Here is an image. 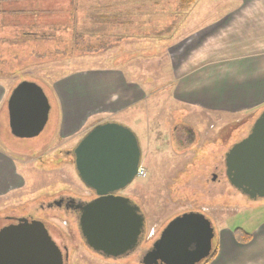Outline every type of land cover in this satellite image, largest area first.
Returning <instances> with one entry per match:
<instances>
[{
  "label": "rangeland",
  "instance_id": "rangeland-1",
  "mask_svg": "<svg viewBox=\"0 0 264 264\" xmlns=\"http://www.w3.org/2000/svg\"><path fill=\"white\" fill-rule=\"evenodd\" d=\"M207 1L213 12L209 8L205 13L184 14L191 17L195 30L214 20L220 25L226 16L233 15L224 14L220 8L253 2L201 0L195 6ZM177 5H182L181 0H23L4 5L8 10L11 6L32 10L27 21L33 23L11 27L13 19L4 20L9 16L0 13V84L9 89L0 106V153L12 160L24 178L20 190L0 195V228L10 222L9 217L32 215L44 222L59 245L65 246V264H144L142 256L175 216L200 212L211 220L216 233L227 224L243 219L247 222L251 215L264 213V198L250 199L234 188L224 165L225 152L248 134L264 104L233 112H212L197 106L162 107L159 112L150 108L149 113L125 111L114 117L137 136L141 165L146 171V177H136L122 192L140 207L145 218V234L127 255L107 258L94 254L83 243L77 220L39 207L59 195H87L73 170L72 156H59L60 150L72 148L79 135L71 141L61 140L55 82L77 70L130 65L152 84V90L159 91L170 80L168 65H175L179 58L173 56L172 63L164 61L168 52L176 51L171 48L176 47L175 38L168 37ZM71 13L76 23L69 19ZM5 21L9 26H3ZM21 81L40 85L50 103L44 129L32 138L13 136L8 125L7 100ZM165 98V94L156 92L147 102L154 106V101ZM72 104L79 108L80 93L75 94ZM215 242L214 237L213 245Z\"/></svg>",
  "mask_w": 264,
  "mask_h": 264
},
{
  "label": "crops",
  "instance_id": "crops-1",
  "mask_svg": "<svg viewBox=\"0 0 264 264\" xmlns=\"http://www.w3.org/2000/svg\"><path fill=\"white\" fill-rule=\"evenodd\" d=\"M184 1L177 5L175 22L169 26L168 39L175 38L176 47L171 48L176 51L168 52L164 61L169 59L172 63L173 56L179 58L175 65H168L170 80L159 91L152 90V84L130 65L77 70L55 82L53 93L60 101L61 140L71 141L79 135L75 138L76 144L85 133L81 129L87 131L98 123L114 121V117L125 111L149 113L150 108L159 112L162 107L197 106L212 112H233L264 104V0L220 8L224 14L233 15L226 16L220 25L214 20L196 30L190 23L191 17L186 18L184 14L205 13L210 8L209 2L195 6L201 0H188L186 4ZM72 13L69 19L76 23ZM7 89L0 84V106ZM77 92L80 93L79 108L72 104ZM156 92L167 98L149 106L147 100ZM23 184L24 178L17 173L12 160L0 153V195L20 190ZM235 228L249 233L250 241L237 240ZM215 238L217 252L208 264H264V213L251 215L247 222L243 219L240 223L225 225L215 233Z\"/></svg>",
  "mask_w": 264,
  "mask_h": 264
},
{
  "label": "water",
  "instance_id": "water-1",
  "mask_svg": "<svg viewBox=\"0 0 264 264\" xmlns=\"http://www.w3.org/2000/svg\"><path fill=\"white\" fill-rule=\"evenodd\" d=\"M49 99L37 83L21 81L7 100L13 136L32 138L44 129ZM80 182L96 198L80 207L77 226L84 244L107 258L133 251L143 238L145 218L131 199L114 194L136 177L141 162L137 136L126 126L106 121L91 127L72 149ZM229 183L250 199L264 198V108L248 134L224 154ZM214 228L200 212L172 218L142 256L144 264H198L210 255ZM0 264H63V256L39 220L17 219L0 228Z\"/></svg>",
  "mask_w": 264,
  "mask_h": 264
},
{
  "label": "flooded vegetation",
  "instance_id": "flooded-vegetation-1",
  "mask_svg": "<svg viewBox=\"0 0 264 264\" xmlns=\"http://www.w3.org/2000/svg\"><path fill=\"white\" fill-rule=\"evenodd\" d=\"M72 149H73V146H72L71 149L68 148V149L60 150L59 151V156L61 157L63 155L64 158L65 157H69L70 159H71V156H72L71 161H72L73 170L75 172L74 165H73ZM75 174H76V172H75ZM213 179H215V176L213 177ZM131 184H132V182L129 185H131ZM129 185H127L124 189L115 192L114 194H116V195H122V196H125V197H128L129 198V196H127L125 194H122V192L125 189H127V187ZM82 186H83V188L87 192V195L85 197H72L70 195H59L57 198L51 199L50 201H47V203H45V205H43L42 203H40L39 204V207L42 210H44L45 208L48 209V210H56L58 214L60 213L59 216H66V217H69V219L77 220V218L79 216L80 207L82 205H84L85 203L91 201L92 199L96 198V195H95V193L92 190L86 188L83 184H82ZM129 199H131V198H129ZM57 213H56V215H58ZM9 218H11V220H9L10 222L8 224H10V223H16L17 222V219H19V218H25V219H27L29 221L30 220H39V221L43 222L40 219L33 218L32 215H30L29 218H27V217H9ZM47 231H48L49 235L51 236V238L53 239V241L59 247V249H60V251L62 253V256H63V263L65 264V261L67 260V257H68V253L66 251L65 246L64 245H59L57 243V241L55 240V238L53 237V235L50 234L48 228H47ZM91 252H93L94 254L100 255L99 253H96V252H94L92 250H91ZM100 256H102V255H100Z\"/></svg>",
  "mask_w": 264,
  "mask_h": 264
},
{
  "label": "trees",
  "instance_id": "trees-1",
  "mask_svg": "<svg viewBox=\"0 0 264 264\" xmlns=\"http://www.w3.org/2000/svg\"><path fill=\"white\" fill-rule=\"evenodd\" d=\"M16 1H23V0H0V13H4L6 16L10 17V18L4 17V20L5 19H13L12 20L13 22H11V20L9 22V25L11 27L15 26L16 28H22V25L29 26L28 24L33 23L32 21L31 22L27 21V20L31 19V17L29 15L31 14L32 10H26V9H22V8L19 9L17 7L13 8L12 6L10 7L11 9L8 10L7 8H9V7H7V6L4 7V5H6L7 2L10 3V2H16ZM187 2H188V0H185L184 4H186ZM14 6H16V5L14 4ZM20 21H22L24 23H20ZM9 25L5 21L3 26H9ZM233 232H234L237 240H239L242 243H247L251 239V235L249 233L245 232L242 228H235ZM216 252H217V247H216V245H213L210 255L198 264H208L216 255Z\"/></svg>",
  "mask_w": 264,
  "mask_h": 264
},
{
  "label": "built area",
  "instance_id": "built-area-1",
  "mask_svg": "<svg viewBox=\"0 0 264 264\" xmlns=\"http://www.w3.org/2000/svg\"><path fill=\"white\" fill-rule=\"evenodd\" d=\"M137 175H138L139 177H144V176H145V170H144V168H143L142 166H140V167L138 168V170H137Z\"/></svg>",
  "mask_w": 264,
  "mask_h": 264
}]
</instances>
